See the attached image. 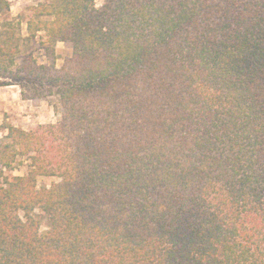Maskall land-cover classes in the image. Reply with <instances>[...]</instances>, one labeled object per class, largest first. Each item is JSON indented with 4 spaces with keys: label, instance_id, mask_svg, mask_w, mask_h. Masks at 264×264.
Masks as SVG:
<instances>
[{
    "label": "trees",
    "instance_id": "trees-1",
    "mask_svg": "<svg viewBox=\"0 0 264 264\" xmlns=\"http://www.w3.org/2000/svg\"><path fill=\"white\" fill-rule=\"evenodd\" d=\"M9 10L0 87L58 119L0 126V264H264V0Z\"/></svg>",
    "mask_w": 264,
    "mask_h": 264
},
{
    "label": "rangeland",
    "instance_id": "rangeland-1",
    "mask_svg": "<svg viewBox=\"0 0 264 264\" xmlns=\"http://www.w3.org/2000/svg\"><path fill=\"white\" fill-rule=\"evenodd\" d=\"M52 0H9L10 10L7 15L9 22L18 24L16 32L25 38L27 36V22L30 19V11L33 7L41 4L50 3ZM98 5L99 2H98ZM1 19V17H0ZM15 31V30H14ZM43 33H38L37 36H42ZM38 39L33 40L29 44L30 48L34 50L37 47ZM67 44L57 43V61L56 65L62 63V58L66 54ZM21 51H25V46L21 45ZM70 55V47L68 50ZM41 53L35 51V55L41 58ZM54 102V99H51ZM58 119L57 113L52 106L46 102H31L22 100L19 96V88L15 85L8 87H0V126L14 125L23 129H30L36 124L55 123ZM5 131L0 129V144L3 141ZM27 171V161L18 159L11 171L6 172L8 175L21 176ZM56 179L48 177H38L37 183L40 186L48 187L55 182ZM32 215L40 223V232L47 231L49 226V218L45 212L40 209H35Z\"/></svg>",
    "mask_w": 264,
    "mask_h": 264
}]
</instances>
